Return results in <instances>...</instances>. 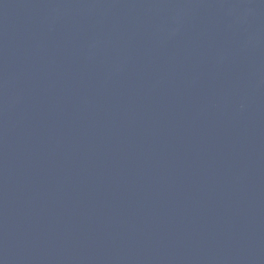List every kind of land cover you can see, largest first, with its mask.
Here are the masks:
<instances>
[{
  "label": "water",
  "instance_id": "1",
  "mask_svg": "<svg viewBox=\"0 0 264 264\" xmlns=\"http://www.w3.org/2000/svg\"><path fill=\"white\" fill-rule=\"evenodd\" d=\"M0 264H264V0H0Z\"/></svg>",
  "mask_w": 264,
  "mask_h": 264
}]
</instances>
